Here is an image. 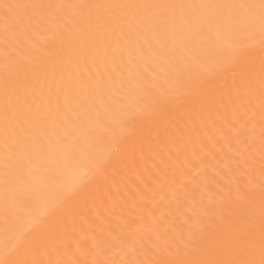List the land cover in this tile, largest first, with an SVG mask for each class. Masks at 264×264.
<instances>
[{"label":"bare ground","instance_id":"bare-ground-1","mask_svg":"<svg viewBox=\"0 0 264 264\" xmlns=\"http://www.w3.org/2000/svg\"><path fill=\"white\" fill-rule=\"evenodd\" d=\"M3 3L29 7L7 30L0 9V258H57L33 221L102 159L112 161L107 181L88 192L99 219L78 215L73 231L66 215L59 258L73 264H191L201 257L190 224L218 238L241 212L259 224L264 45L258 24L249 35V10L239 6L260 0ZM57 4L101 7L62 10L87 19L61 41L55 18L37 26L48 15L40 6ZM163 4L175 7H104ZM201 4L233 7H187ZM145 91L168 99L161 116L145 118ZM146 182L151 192L141 199ZM109 215L119 224L109 228ZM21 233L31 243L17 247Z\"/></svg>","mask_w":264,"mask_h":264},{"label":"snow or ice","instance_id":"snow-or-ice-1","mask_svg":"<svg viewBox=\"0 0 264 264\" xmlns=\"http://www.w3.org/2000/svg\"><path fill=\"white\" fill-rule=\"evenodd\" d=\"M29 7L27 5H13L9 3L0 4V9H3L5 28L7 30L8 21L15 16L20 8ZM48 9V15L38 19L37 26L46 24L50 18H55L58 24L57 35L61 41H71L75 33L79 30L82 23L87 19L86 15L80 14L71 17H66L62 10L73 7L80 9H90L101 7L99 5H47L40 6ZM104 7H155L167 9L175 7L173 5H107ZM180 7H184L181 5ZM190 8L200 9H223L231 8L232 5H214V4H201V5H188ZM240 8L249 10V15L246 17V23L249 30V35L254 38L255 28L258 24L260 42L264 45V0H260L258 5H240ZM258 10V16H257ZM41 51H44L43 45H38ZM261 80V109L264 111V63L261 66L260 73ZM247 95H253L252 90L249 88ZM145 102L143 114L146 119H154L163 114V110L169 103L168 99L161 95L158 98H153L150 92L145 91L144 96L141 98ZM7 118V117H6ZM159 135V134H158ZM119 152V148H116ZM111 160H98L87 174L86 178L79 183L68 187L63 195L48 209L46 215L33 221V228L42 230L45 234L47 241L46 252L55 253L57 258L30 261H15L9 258L13 253H6L0 258V264H73L65 259L59 258L61 252L62 241L68 235V223L66 215L72 217V228L75 230L76 217L79 215L81 219L87 217L89 213H95L96 218L99 219L100 213L95 211V203H90L88 199V192L90 187L97 181H107L108 168L110 167ZM160 167L159 163L156 165ZM163 172V169H160ZM156 179H160L159 176ZM151 184L144 183L139 188L137 195L143 199L151 192ZM135 201L133 202V204ZM118 207L113 204V209ZM124 209L121 207V211ZM132 210V205L128 207ZM111 211V210H110ZM104 220L109 228L114 224L118 225L119 220L114 219L111 215L105 216ZM29 233H21L17 240V247H24L31 243ZM102 239V238H101ZM189 243L194 245L200 255V259L192 261L191 264H264V210H262L259 224L251 215H245L241 212L240 216L232 222L230 230L223 238H218L214 232L205 231L199 224H190L189 226ZM74 264H80L79 261Z\"/></svg>","mask_w":264,"mask_h":264}]
</instances>
